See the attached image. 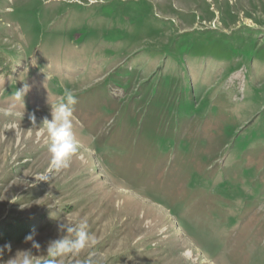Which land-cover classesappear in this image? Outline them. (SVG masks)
Segmentation results:
<instances>
[{
  "label": "rangeland",
  "instance_id": "obj_1",
  "mask_svg": "<svg viewBox=\"0 0 264 264\" xmlns=\"http://www.w3.org/2000/svg\"><path fill=\"white\" fill-rule=\"evenodd\" d=\"M0 56V264L58 219L95 239L62 264H264V0H0Z\"/></svg>",
  "mask_w": 264,
  "mask_h": 264
},
{
  "label": "clouds",
  "instance_id": "obj_2",
  "mask_svg": "<svg viewBox=\"0 0 264 264\" xmlns=\"http://www.w3.org/2000/svg\"><path fill=\"white\" fill-rule=\"evenodd\" d=\"M25 87L17 91V95L21 94ZM77 103L76 95L73 90L65 87L59 101L55 105H50L51 120L45 118L42 124L46 125L48 136L47 151L50 157V171H60L67 169L70 166L71 159L80 149V144L77 140L76 132L72 121L74 106ZM35 124V117H31ZM48 174L41 175L39 180H47ZM57 232L67 233L60 238L52 240L46 248V259H43L40 264H58L60 260L62 264L63 258L80 256L85 249L92 247L95 244V239L88 231L86 221H80L77 224H71L67 221L58 219ZM35 231L30 232L25 236V242H31L32 248L40 249V244L35 241ZM5 250H11L10 244L0 246V253ZM11 264H36L31 250L17 251L15 257L11 260ZM78 264H92L90 259H82Z\"/></svg>",
  "mask_w": 264,
  "mask_h": 264
},
{
  "label": "trees",
  "instance_id": "obj_3",
  "mask_svg": "<svg viewBox=\"0 0 264 264\" xmlns=\"http://www.w3.org/2000/svg\"><path fill=\"white\" fill-rule=\"evenodd\" d=\"M6 63H5V60L2 58V56H0V72L1 71H3L5 68L4 67H6V65H5Z\"/></svg>",
  "mask_w": 264,
  "mask_h": 264
},
{
  "label": "bare ground",
  "instance_id": "obj_4",
  "mask_svg": "<svg viewBox=\"0 0 264 264\" xmlns=\"http://www.w3.org/2000/svg\"><path fill=\"white\" fill-rule=\"evenodd\" d=\"M185 244H187V243H185ZM188 247H189V246H188ZM187 250H189V254L192 255V251H194L195 249L192 247L191 250H190L189 248H188ZM191 255H190V256H191ZM184 259H185V258H184Z\"/></svg>",
  "mask_w": 264,
  "mask_h": 264
}]
</instances>
